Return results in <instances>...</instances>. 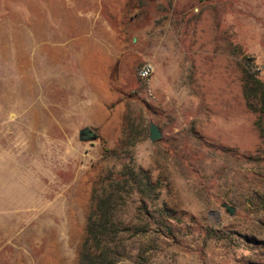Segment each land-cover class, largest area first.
I'll return each mask as SVG.
<instances>
[{
	"label": "rangeland",
	"instance_id": "obj_1",
	"mask_svg": "<svg viewBox=\"0 0 264 264\" xmlns=\"http://www.w3.org/2000/svg\"><path fill=\"white\" fill-rule=\"evenodd\" d=\"M248 74L264 0H0V264H78L105 187L107 262L264 264Z\"/></svg>",
	"mask_w": 264,
	"mask_h": 264
},
{
	"label": "trees",
	"instance_id": "obj_2",
	"mask_svg": "<svg viewBox=\"0 0 264 264\" xmlns=\"http://www.w3.org/2000/svg\"><path fill=\"white\" fill-rule=\"evenodd\" d=\"M244 95L248 108L264 117V81L255 74H248L244 81ZM113 192L106 187L94 191L95 212L88 218L90 238L84 244L78 264H115L106 261L117 232L114 214L118 199Z\"/></svg>",
	"mask_w": 264,
	"mask_h": 264
},
{
	"label": "water",
	"instance_id": "obj_3",
	"mask_svg": "<svg viewBox=\"0 0 264 264\" xmlns=\"http://www.w3.org/2000/svg\"><path fill=\"white\" fill-rule=\"evenodd\" d=\"M149 133H150L149 138L152 142L158 141L162 138V134L160 132L159 127L154 123L150 124ZM96 138H97V134L94 129L85 128L80 131L81 141H92L95 140ZM223 206L227 209V211L231 215L235 213V209L230 207L228 204H224Z\"/></svg>",
	"mask_w": 264,
	"mask_h": 264
},
{
	"label": "built area",
	"instance_id": "obj_4",
	"mask_svg": "<svg viewBox=\"0 0 264 264\" xmlns=\"http://www.w3.org/2000/svg\"><path fill=\"white\" fill-rule=\"evenodd\" d=\"M152 68L153 67L147 65V66H144V68L139 69V72H138L139 77L141 79H148L152 74Z\"/></svg>",
	"mask_w": 264,
	"mask_h": 264
}]
</instances>
